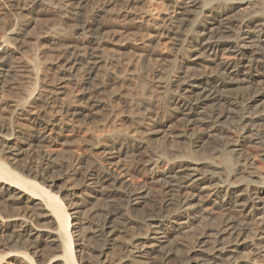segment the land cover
Returning <instances> with one entry per match:
<instances>
[{
  "label": "bare ground",
  "instance_id": "6f19581e",
  "mask_svg": "<svg viewBox=\"0 0 264 264\" xmlns=\"http://www.w3.org/2000/svg\"><path fill=\"white\" fill-rule=\"evenodd\" d=\"M42 1L10 0L20 19L0 35V77L15 71L8 58L25 43H68L58 48L64 61L59 86L37 91L43 80L41 59L45 61L53 48L35 43L31 59L23 57L16 65L30 76L33 87L18 98L0 93V242L11 249L17 264H36L46 251H53L48 264H241L244 250L258 264L264 257V171H258L257 156L249 148H259L264 161V0H169L173 14L154 26L144 8H138L144 0H103L93 19L86 10L92 0H69L67 12L78 23L74 30L55 25L26 36L32 24L27 17L44 6ZM49 7L58 12L62 6ZM106 15H124L127 24L137 21L150 29V35L169 39L173 46L165 63L169 71L160 78L158 103L149 99L148 91L142 92L140 118L133 117L139 127L115 128L98 137L89 159L71 156L63 187L54 192L49 171H54L57 159L45 158L44 168L24 162V147L49 137L16 132L12 119L21 115L28 127L38 124L61 137L70 124L98 119L110 105L92 95L85 103L68 104L66 74L86 64L88 73L84 72L94 82L96 95L105 93L108 77L140 78L144 68L121 76L125 72L120 60L132 52L144 59L146 43L121 40L119 33L107 30ZM180 63L182 77L173 80ZM139 64L135 70L143 67ZM162 117H171L179 129L166 132ZM210 140L212 146L202 152ZM176 145L184 147L178 151ZM87 200L99 205L91 219H100L91 237L85 235L91 228L85 223L78 231L85 241L100 242L96 254L93 248L85 252L87 246L74 238L73 222L79 225L90 219L87 210L82 219L78 216ZM133 208L142 209L140 216L132 215Z\"/></svg>",
  "mask_w": 264,
  "mask_h": 264
},
{
  "label": "rangeland",
  "instance_id": "374dc122",
  "mask_svg": "<svg viewBox=\"0 0 264 264\" xmlns=\"http://www.w3.org/2000/svg\"><path fill=\"white\" fill-rule=\"evenodd\" d=\"M44 1L45 2L42 1L44 3V6L42 5L43 7H41V6L36 7L32 11V13H30L28 15L27 18H29V20H31L32 24L30 25V27L27 28V30H26V32H27L26 33V36L27 35H30V34H33L34 35V34H36V32L37 33L40 32L41 29H44L45 28L44 30H47L48 28H51L52 26H55V25H57V27H60L61 26L60 28L61 29L64 28L63 30L66 29V31H68V30H71L72 31V29L74 30L76 28V25H78V23L76 24L77 20H75L67 12V10H68L67 9L68 8L67 5L69 4V0H53V1L51 0V2H50V0H44ZM46 2L48 4H50L49 6L52 5V7H58V6H62V7H58L57 8L58 9V12L57 11L54 12V10H51L52 9L51 7L47 6L48 4ZM98 2L99 1L92 0L88 4L87 9H86L88 14L85 12L88 15V18H92V17L95 18L96 15H98L99 10H100L99 4L101 5V3H103V0L101 2H99V3ZM0 3H1V6H0V13H1L0 14L1 15V17H0V20H1L0 21V35H1V34L5 33L7 31V25L8 26H10L12 24L14 25V24H16L18 22L17 19L18 18L20 19V15L18 14V11H16V9H14L12 7L10 0L9 1L8 0H0ZM45 3L47 5H45ZM170 5L171 4H170L169 0H144V2H142L138 6V8L139 9H142V11H143V8H144V11L143 12L147 13V15L149 16V19H150V24L152 26H154L156 24H160L161 21H162V19L166 15L173 14V11L174 10H172L173 9L171 7L172 5L171 6ZM59 8L63 9L65 12L62 11L61 9H59ZM66 12H67V14H65ZM61 14H63V15H61ZM18 15H19V17H18ZM124 17H125L124 15L121 18H115L113 16L106 15V16H104L103 23L105 24L107 30L115 31V32H117V34L119 33L118 36L123 41L130 40V39L133 40L134 39L133 41H135V42H138V43L144 42V43H146V46L148 47V53L146 54L147 56L144 57V59L138 58L135 54L133 55V52L131 53L132 55H129L130 53H128L127 55H124L123 57H121L120 62H121V66L123 67L122 68V73L125 72L121 76H123V75L126 74L125 75V77H126L127 74H131V73L134 74L136 72L139 73L141 71H138V69L139 70L140 69L142 70L143 68L145 70L147 69V72L145 70H142L143 71L142 73L144 75H142V73H140V75L142 77L140 76L139 79H134V81H130L129 79L124 80V78L122 79V78H114V77L112 78V77H108L106 79V83H107V86H108L107 89L108 88L109 89L108 90L106 89L105 90V93H104V91H102L103 93L102 92H101V94L100 93H97V95H96V92H95V89H94L95 87L92 86V84H94V82L91 81L92 79L90 78L89 74L87 75L85 73V72L88 73L87 67H85L86 64L83 65V66H81L82 67V70H80L81 67L78 66V69H76L77 70L76 72H74L75 71V69H74L69 74H66V77L64 75L65 79L67 77H68V79H66V80L63 79V80H65V82H67L69 84L68 86H66L67 87V90L69 89L67 91L68 93L66 92L67 94L64 95V98H65V96L66 97L68 96L67 99L65 98L66 101L67 100L69 101V103L67 101L68 104H74V103H79V102H84L85 103L91 97L90 95H92L91 98H93L95 96V97H98L101 100L104 99L103 100L104 102H108L110 104V105L108 104L109 106L107 107L106 111L105 110L102 111V112L100 111V113L98 115V117L100 119L99 118L98 119L87 118L86 121H84L85 120L84 119V120H81L83 122H81V121L76 122L77 125L70 124L69 125L70 127L69 126L67 127V130L62 134L61 137H58L55 133H51V131H47V129H43L44 126L43 127H40V126H38V124H35L32 127H28L29 123L23 122V119L21 118L22 117L21 115H16L12 119L13 120L12 123L13 124L15 123L14 124V126H15L14 129L16 130V132L23 131V132L26 133V135L29 138H36V137H39V136H42V135L49 137V138L46 139V141H44V143L43 142H38V141L33 142L34 145L31 146V147H27V146L21 144L18 141V139H15L14 142H16V140H17L16 143H18L20 146H25L24 148L26 149V153H25L26 155H25L24 158H26V160L24 159V162L26 163V161H27L26 164L34 165V166L41 165L40 167L44 168L43 166H45L47 164V159H49L50 157H52V158H50V160H52L54 158V161H55V159H57V161H55L56 163L54 162L55 163V168H54V171L55 172L53 171V169L51 171H49L51 177L54 178L53 181H55V187H53L54 188L53 189L54 192H60V189L63 187V182L61 181V179H63V177L67 174V173L65 174V172L68 171V169H67L68 168L67 167L68 165H66V163H67V161L69 160V158L71 156L81 154L86 159H89L90 156L92 157L94 155L93 154V150L91 149V144L94 143L97 140L98 137L99 138H104L105 135H107L108 132H111L112 129L114 130L115 128H117V129L120 128V129H125V130H128V129L129 130H135V129H137L139 127V124L136 123V121L135 122L133 121V117L136 116V117H139L140 118V115H141V112H142V107H141L142 105L139 104V103H141V99L143 98V96H145V95H142L143 94L142 93L143 91H145V92L148 91L146 95H148L149 99L154 104L158 103V101H159V98L158 97H160V91H161L160 90V87H159L160 86L159 82L161 80L160 79L161 76H163V74L165 73V71H169L168 70L169 68H166L165 67L166 66L165 63H166L167 56L173 51L172 50L173 48H171V47H173L172 46V42H170L169 39H167L166 37H161V36L160 37H154V34L153 35H150L149 34L150 33V29H149V31H147L148 29H144V27L141 26V25H139L137 23V21L127 24V22H124L125 21V18ZM59 18H61V19L59 20ZM67 18H69V19H67ZM15 20H17V21H15ZM139 27H140V29H139ZM148 35H150V36H148ZM29 42L30 43H28V44H30V47H29L28 44L25 43L24 46H22L21 50L19 49L20 50V51H18L19 53H14V54L12 53L11 56L8 58V61L10 60L8 62V63H10L9 66L10 67L11 66H14V67H12V69L15 70L13 72L14 74L11 71V72L8 73L9 75L6 74L7 76L0 77V93L1 94H4V96H6V97H11V98L12 97L15 98V96H16V98L21 97V96H23V94L27 90H29L31 87H33V83L34 82L32 83V80H30V76H28V74L22 68L20 70H18L19 67L16 66V65H18V63L21 62L20 59H22L23 57L25 59H31V56L33 55L32 54L33 52L30 53L32 51L31 50V45L33 46L36 43V41L35 40H32V41H29ZM43 42L40 43L41 45L39 44V42H37L38 44L37 43L36 44H37V46L38 45L39 46H46L47 44H48L47 46L51 45L50 44L51 42H48V41H43ZM57 44H58V46H55ZM57 44H55L54 46L51 45V47L53 49L50 51V54L48 56L49 58H52V60L55 59V62L52 61L51 59H49L48 57H45L46 58L45 61L47 60V58L52 61V63H49L51 61L47 60V62L45 64V61H42V59L44 60V58L41 59V62H42L43 65L42 64H40V65L43 67V69H42V67L40 68L42 71L40 70L41 72H39V74H40V77L42 76L41 79H43V80L40 79L41 81L38 84L39 86L38 87L36 86L37 91H39L40 89H43L42 87H44V88H48V87L49 88H51V87L54 88V87H57V85L59 86V84L62 82L61 77H62L63 74H62V72H60V70L62 71V68H63L62 66H63L64 61H63V56H61L59 54L60 53L59 49L61 50L64 47V45H66L68 43H66V42H59ZM25 45L28 46V47H26ZM152 52H154V53H152ZM58 54H59V56H58ZM70 57L73 58V51H72V55L71 54L69 55V58ZM130 62L132 63V65H131ZM137 63L138 64L139 63L142 64L143 67H141V65L139 64L140 65V66H138L139 68L136 67V70H135V66L138 65ZM128 64L130 65V67H132L134 69L133 71H132V68L129 69V65ZM181 64L182 63H180L179 69H177V71L175 72V75L173 74V76H172L173 77L172 78L173 80H177V79H179V78L182 77L181 76L182 75L181 72L184 69V67H183L184 65H181ZM124 65H126V66H124ZM181 66H182V68H181ZM83 67H85V68L83 69ZM127 67H128V69H127ZM164 68H166V70ZM123 69H124V71H123ZM129 70H131V71H129ZM134 71H136V72H134ZM148 72L150 74H148ZM70 74H72V75H70ZM10 77L12 79H10ZM57 78H58V80H57ZM60 80H61V82H60ZM136 81H138V82H136ZM57 82L59 84H57ZM90 82H91V84H90ZM52 83H53L54 86L53 85L51 86ZM67 83H66V85H67ZM136 83H137V85H136ZM87 85L89 87H91V86L92 87L89 88V87H87ZM137 95H139V96H137ZM136 99H137L138 102L136 101ZM133 103H134V105H133ZM112 110L114 111V113H113ZM148 116L149 117H157L155 114H151V115H148ZM6 117H9V116L7 115ZM97 120H99V121H97ZM160 120L165 122L164 124L168 128V129L166 128V130H167L166 132L175 133L179 129L178 126H176V122H174L171 119V117L166 118V119L164 117H162ZM145 122H149V121L146 119ZM17 123L19 125H17ZM169 124H170V127H168ZM171 124L173 125V127H172ZM24 125H25V127H24ZM96 126H97V128H96ZM98 126H100V127H98ZM227 127L228 128L230 127L233 130L232 126H230V123H229V126L227 125ZM103 133H105L104 136L102 135ZM232 134L234 135V132H232ZM16 136H17V134H16ZM161 136H163V135H161ZM56 138H58V139H56ZM93 138H94V140H92ZM162 139H164V138L160 137V141ZM91 140H92V142H91ZM156 140L158 141V139H156ZM167 140L169 142L171 141L170 139H167ZM88 141H89V143H88ZM162 141H165V139L162 140ZM211 141L212 140H210L209 143H207V145L206 144L203 145L204 147L202 146L203 147L201 149L202 152L205 151V150H207L210 146H212L211 145ZM176 147L179 148L178 151H180V150L183 149L182 147H184V145H182L181 147L178 146V145H176ZM249 149L254 154V156H257V157H255L256 160H255V158H254V160L256 162V166L259 167L258 171L259 172H263L264 171V161H263V158L260 156L261 155L260 149L259 148H252V150H251V148H249ZM91 150H92V152H91ZM177 153H179V152H177ZM45 158H47V159L45 160ZM37 162H39V163L37 164ZM42 162H44V164ZM58 162L62 166H60V164ZM57 163H58V165H56ZM160 166H162V165H160ZM58 167L61 168V169H59ZM61 174H63V175L61 176ZM237 178L238 177H235L234 180L237 179ZM125 180L127 181L128 178H125ZM154 187L155 186H153V188ZM155 189H156V187H155ZM157 190H158V187L154 191L157 192ZM151 191H152V189H151ZM154 191H152V192H154ZM62 197H63V195H62ZM93 203H94L93 200H87L85 202L84 206H82L79 209V210H81V211L83 210V211L81 212V211L78 210L79 212H81L80 214H78V216L81 217V219L84 217L83 214H84L85 210H87L86 211L87 212L86 213V217L87 216L88 217H90V216L93 217V212L99 206V205H97V206L95 205L96 206L95 207ZM103 204H104V202H103ZM101 205H102V203H101ZM132 210H133V212L131 211V213H133L132 215L134 217L140 216V210L142 211L141 208L139 210L133 208ZM70 212L72 214L74 213V211H70ZM91 217H90V219H91ZM73 218H74V216H73ZM90 219L84 220L82 222L81 221L78 222L79 225L77 224V222H75V221L73 222V226L75 225L76 226V229H77V232H75L76 230L73 231V232H75L74 238H75V240H78L80 244L85 245V246L88 247L87 248V247L84 246L85 248H83L85 252L88 251L87 253H89V251H90L89 249L90 248H93V249H91L92 252L95 250V248L96 249L99 248V244H100V242H96V239L91 240V241H85L84 240L85 238L84 239L81 238V235H80L81 233H80V231H78L81 228V223H85V227L86 226L91 227V228H89L87 230V232H86L87 234L85 233V235L91 237L90 236L91 235V232L92 233L94 232L93 231V228H95V229L97 228L98 220L100 218L97 217L96 219H94V220L91 219V221L88 222ZM85 221H87V222H85ZM86 223H88V224H86ZM82 226H84V225L82 224ZM80 238H81V240H80ZM41 249H43V247ZM43 250L45 251L46 249H43ZM248 253L249 252H247V250L242 251V253L240 255L241 264H253L252 260L255 257L252 254L250 255ZM52 254H53V251L52 252L51 251L44 252L43 257H41L39 259L38 263H36V264H43V263L44 264L45 263L48 264L47 259ZM93 254H96L95 251H94ZM13 256H14V253H11V249H9V247L3 245L0 242V264H17V261L15 260V258ZM116 259H117V256H116ZM113 260H115V257H113L112 261ZM35 261H37V260L35 259ZM258 264H264V257L258 259Z\"/></svg>",
  "mask_w": 264,
  "mask_h": 264
}]
</instances>
